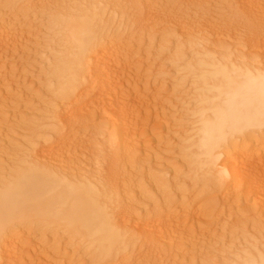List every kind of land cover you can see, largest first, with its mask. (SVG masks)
I'll return each mask as SVG.
<instances>
[{
  "label": "rangeland",
  "instance_id": "374dc122",
  "mask_svg": "<svg viewBox=\"0 0 264 264\" xmlns=\"http://www.w3.org/2000/svg\"><path fill=\"white\" fill-rule=\"evenodd\" d=\"M27 1H28V3H27ZM27 1L26 2H25V0L22 1V3L24 2V4H22L20 2L19 6L20 5L21 6L20 7L18 6L17 8H21V7L24 8L23 6L26 5L25 8H27V10H28V8L30 6L28 5V7H27V4H29V1L30 0H27ZM52 1H50V0H46V1L43 0L40 3L41 5L39 4L40 7H42V10L41 9L40 10L38 9V6L39 5H36V8L35 7H33V8L30 7L32 10H29V11H27L24 8L25 10L24 9L23 10L24 11H27V12L23 16H27V15L28 16L26 17V21L24 22V24H22L23 26H21V24H19L20 23L19 19H21L22 16H19L20 17V18H18V21L19 22L16 21V23L14 22L15 24L13 23V21H10V19L12 17H14L15 15L14 16H10L11 18H8L9 17V14L10 15H13V14L17 13L16 12V9L17 8L15 7V10H14V8H13L10 0L9 1L8 0H0V14L2 12L4 13V16H3V13H2V15H0V17H1L0 18V25H1L0 26V36L2 35L1 37H4V38L6 37L4 43H1L0 44V56H1L0 57V94H1L0 95V190H6L9 187H11V185L9 184L10 183L9 181L16 180L17 177H18L17 176V173H21L22 172L20 166H21V164H23V161L25 162L27 158H28L27 160L31 159L29 161H33L34 160V162H35V159H39L38 158L39 156H37V155H39V153L37 152V151H39V146L33 148L32 147L33 145H31L33 143L36 144V141H37L38 144L46 145V146L48 145L47 146V149H48V155H49V157H51L53 155V153L55 152V150L56 151L57 150L58 151H65V153L64 152H59V154L62 153V155H60V157L62 159L59 161V165H61V166L64 165V167L67 166L68 168L70 167L69 169H71V170L68 169L69 171H67V172H65L63 174L64 178H70V176H68V174L71 175V177H72L74 173H76L79 170L81 171V169L83 168L82 169L83 171H81V173H82L81 176L83 177L84 181L87 178H88L87 181H91L93 179V181H91V182L92 183L93 182L96 183V184L95 183H93V184L96 185L100 189V191H101L100 194L101 195H102V191L104 192L105 195H107L106 193H108V192L110 193V190H111L110 188H112V186H114V184H116L115 182H113L115 180H112V178H113L112 173H114L116 170L113 169L114 172H110V170L113 168L114 165L117 164L116 166H118V164L120 162H118V159L116 157H114V156L117 155V157H118L123 152L125 153L126 150L119 145V142H120L119 140H121V136H116V133L113 132L112 129H110L111 128V126H110V121L111 120L110 119H112V115L110 114L109 110H107L108 107L106 106L107 104L104 101V98L101 97L102 96L101 92L98 90V93H97V88L94 89V92H93L92 87L95 86L94 85L95 84V81L92 82V83L90 82L92 84V86H91V84L88 83L87 81L84 82V81L81 80L83 78L85 80V77H86L87 73L84 74L83 76H80L78 78L79 79V82H78V80H76L77 78L75 79L73 77L74 80H72V78L69 77L70 78L69 81L70 80H72L74 82L77 81V83H73L71 81L74 84V87L77 86L75 88L76 89L75 94L73 93V91L70 90V89L74 90V87L73 86H71L72 88L67 87V86H64V87H67V89L69 88L68 89L69 90V94H71V95H70V97L69 96L65 97V98H68L67 100H65L68 104L65 103V101L61 102L62 104L65 103L63 105L60 103L61 108L63 110L62 109H59V110L57 109L58 111L56 110V112H58L60 114H62L64 110L67 112L66 115L63 114L64 115V117H63L64 119H62V121L61 120L59 121V123H58L59 128H58V126L56 128L57 130L55 128H53L57 132V133L55 132L56 135L53 133L54 132L53 129H51L52 130L51 131L48 128L50 130V132H49V130H47V128H44V127H47L46 125H49V123H50V121L47 120V119H49L48 116H47V111H49V109H51V108H49L50 106H48V105H51L52 106L51 111H53V105H52V103L54 101L52 99L53 100L52 103L47 104L48 102H45V98H47V101L49 99V101L51 102L50 99L53 98L54 96H53V94H52V97L50 96L51 95V93H50V89H51L50 86L52 85V82H53V85H55L57 83V82H55V81H57V78L55 76H54L55 77V80L53 78H51V76H52L51 72H53L54 69H57V70L60 69L61 70L63 68L60 65L59 67H53V66H51L50 69H49L48 65L50 63H52L50 61L53 58L52 57L53 54L51 52L53 50H57V48L64 49L65 50V48H64V42L67 39H65V40L61 39V38H64L65 35H67L68 37H70L69 39L74 40L73 39V36H72V31L70 30L71 26H73L74 23H75V22L72 23V21H74V20L71 21V24H72L71 26H68L66 30L63 29V27H65L67 24L70 23V22L68 23V20H69L68 18H70L69 15L71 16V14L74 15L75 12H78L80 10V8H81L79 6H82V7H85L86 6L85 8H82V9L87 10L86 11L87 12V15H88V13L89 14L90 13L93 14L94 11L97 12L96 9H98V11H99V10H102L103 8H106L107 7L106 9L108 11L109 10H111V11L113 10L112 12L109 11L111 13V16H112L111 18H113L112 21L115 19L114 22H113V27H115V25H117L115 27V29H118L119 30L118 32L120 34H123V29L126 26L130 25L131 21L135 20V22H133V23H135L134 25H135V27H137V30L134 31L136 34L134 32L131 33V35L133 36L132 38L134 39V40L132 39V41H131V43H134V44H132L134 47L131 45L132 46L131 48H133L131 50V52H133V59H134L133 61H134V63L140 65V66L139 65H136V64L129 65V68H127L128 66L126 68H124V70H125L124 72L125 73L124 74L123 73L120 74L121 76L125 75V76H123L121 78V81H123L124 84H126L128 86L127 89L130 88L128 90V92H129L128 95H129V98H130V99L128 98L129 101H132L134 103L137 102L139 104V107L136 109L135 114L134 113L131 114V116L133 117V118L131 117L132 118L131 120H133L132 121V124L133 125H131L132 130H133L132 131V134L135 133L133 135L136 138V141L137 142H135L134 145L132 144V147L133 148L129 152L127 151L125 153V155H126L125 161H124L125 163L122 164V167H124V169H122V170L120 169L121 172H122L121 174H123L122 175L123 177H122V180L121 181L122 182L124 181L126 183L127 182L129 183L131 181V182L135 183V187L136 188L138 187L137 188V191L138 192L135 191L134 196L136 195L137 197L135 196L134 197V200L136 202H138L139 204L136 203V202L134 204V202H133V204L131 205V203H128L127 202V201L130 202L133 199L132 196L129 193L130 192L129 190H125V192H123V193H121L120 191H118V192L115 193V191L112 190L111 192L114 195L115 194L116 195L118 194L119 196L121 195L120 197L118 196L119 197L118 200L114 196H113V198H115V199H112L111 196L113 194L111 195V194L108 193L107 197L110 195L108 197V199H110V197H111V199L113 201L114 200L117 201L116 202L117 205H116L115 202L112 201V204H110V206L112 207L113 211L115 210V212L118 209L117 211L119 212L118 213L119 216L121 215L120 217L122 219L124 218L123 220H125L126 222H128V223L130 222L129 224H131V220L129 221V218L131 216H132V218L134 217L135 219L137 218L139 220H146V218H147V220L149 219V221H150L152 219L153 215H154V212L153 211H155V209L157 208L156 207L157 204L158 205H160L161 203L164 204L163 203V199H162L163 197L161 198V196H160L161 193H162V191H161L162 189H160L161 188V185H159L160 187L157 185V187H155L156 189L154 188V190L150 193V190L149 191L148 190H142L143 189L142 186H144L143 182L145 183V181L147 179H145V181L143 179L142 180L141 179L140 180L139 179L136 180L135 179L136 177H134V176H137L138 174L139 175L147 174L148 172H151V171L154 172L157 176H159V179H163V178H165V176L167 177V174L170 177L176 175V177H174L172 179L173 181L172 180H171L172 182L170 181V185H172V186L178 185L177 184L178 182L181 185H184L186 183L184 178H186V176L188 175V173L192 171L191 169H193V167L186 166L187 163H188V162H186L187 159H188L186 157L189 156L191 154V152H192L191 150H189L188 147H190V145H191L190 143H192L190 140H192L191 138H192V135H193V133H191L192 132L191 130L194 128L193 127L194 116H192L193 113H194L193 111L194 110L196 111V109L200 105V104H198V106L196 105L197 104L196 103L197 101L195 99V97L197 96L196 93H198V92H196V90L198 88V84L197 83H199V81H195V80L198 78L199 72H198V67H195L194 68L191 65H189L191 63L190 60H188V58H187V55L189 53V50H188L189 48H187L186 45H189L191 43V39H193V35L194 34L200 32L199 31L200 29L196 27L199 24V22L203 26V28H201V29L206 30V28H207V30H208V32H207V30L201 32V33H203V35H205V36L202 37L203 38L202 40L204 41V44L202 43V45H203L202 47L203 48H206V49L215 48V47H213L212 44H209V43H212V42L215 43V40L216 39H217L216 41H219L220 40L219 43H221V42L222 43H226L225 41L228 42V39L226 37L228 36V33H229L228 32L229 31V27L235 25V23H233L234 21L232 22L231 20H233V18L235 16H237L239 14V12H237V10H236L237 14L234 12L235 13V15H234L233 11L235 10V8L233 9V11H230L229 10L231 7L232 8L234 7L233 3L229 7V4H230L229 2H231V0L230 1L228 0V2H227V0H225L226 2L225 1L223 2V0H222V2H223V5L222 6L220 5L221 3L219 2L221 0H218L219 5H220L218 8H217L218 5L216 4V1L217 0H214V1H211V0H204V1L203 0H199L200 1L199 3H202V4H199V5H197L198 4L197 3L198 0H190L188 2L186 1L188 4H185L186 3L185 2L184 3L185 5H183V3H182V5L179 4V1L181 2V0H173V1L172 0H149V1L148 0H144V1L143 0H140V1H138V0H135V1L134 0H130V1L129 0H126V1L125 0H101L102 2H100V0H98L99 3L97 2V0H96V2H94L95 0H93V1H91V0L90 1H87L88 3H90V5L85 0H78V1L75 2V4L73 3V5H72V3H69L67 0H60V1L57 0L55 2L53 1V3H52ZM131 1H132V3H131ZM56 2H58V3L56 4ZM129 2L131 3V5L132 4L133 5L131 6L129 4ZM136 2H138V3H136ZM208 2H210V3L208 4ZM9 3H10V6H9ZM77 3H78V5H77ZM92 3L93 4H96V3L98 4L97 5L98 8L96 7V9L94 11H93V8H95V5L93 7V4ZM126 3H127V6L128 7L131 6L132 9H130L131 7L128 9L127 6L125 5ZM139 3H141V4H139ZM144 3H147V5L144 4ZM194 3L196 4V6H195ZM226 3L228 5L229 9H228V7L227 8L225 7L226 6ZM84 4H85V6H84ZM118 4H119V6H118ZM165 4H167V5H165ZM48 5H49V7H48ZM68 5L76 6V7L79 8V10L78 11L77 10L74 11L75 9H73V7L68 6ZM124 5H125V9L127 8L128 10H130V11H128L126 9V11L129 12L128 14H127L126 11L124 12ZM55 6H58V7H55ZM147 6H148V9H146ZM192 6L194 8V11H193ZM197 6H199L200 8H198ZM256 6H254L256 8V10H254L255 13L257 11L261 10V11L257 12L258 14H256V15L259 16L256 19L257 20L256 22L262 24L263 21H264V3L263 4H259V9H258V4ZM260 6H261V8H260ZM7 7H10V8H7ZM67 7H69V8L71 7V11L73 10L74 12H70V9H68ZM137 7H138V9H137ZM213 7H216L217 9L216 8H213ZM43 8H45L46 12H45V10ZM203 8L206 11L204 14L208 13L207 12L208 9L213 8V9H211L213 12H211V10L209 12L210 14L213 13V14H211L212 16L209 13L206 14V15H210L211 18L213 17L214 19L213 18L211 19L210 16H206L205 17V15H203V13H201L202 10H203ZM221 8H222V10H221ZM36 9H38V11ZM196 9H197V11H196ZM33 10H36V11H33ZM51 10H52V13H51ZM53 10H54V12H53ZM139 10L141 12V16L143 15V13L147 14V18L146 19H149V20H146L145 19V21H148L147 22L148 24L145 23V26L147 25L146 26L147 29L145 28V26H144L145 29H143V25L144 24H141V26H139L140 25V18H141L140 12H138ZM198 10H199V12H198ZM220 10H221V12H219ZM133 11H134V13H133ZM135 11L137 13L136 16H135ZM222 11H224V12H222ZM226 11L227 12L229 11V12L227 13ZM225 12H226L227 16H226ZM68 13H71V14H68ZM113 13H114V15H113ZM124 13H125V15H123ZM229 13H230V15L232 17L229 15ZM5 14L8 16V17H6L7 19L6 18H3V17L6 16ZM75 14L77 15V14H79V12L78 13H75ZM54 15H56V16H54ZM129 15H131L130 17H132V15H133V17L132 18H129ZM89 16L91 17V15H89ZM126 16H127V19L128 18L130 19L129 21L128 20H125L126 19ZM194 16L197 19H199V20L194 19L195 18ZM214 16L215 17L217 16V17L215 18ZM260 16H262V17L260 18ZM84 17H82L81 22H82V20L85 19ZM166 17L169 20H165ZM198 17H200V18H198ZM203 17H204V20L206 18L207 19L204 21V20H202ZM64 18H66L68 20L66 21V19H64ZM72 18L75 19L74 16ZM86 18H88V17L86 16ZM109 18L110 17H108L107 20H109ZM184 18H186V19H184ZM225 18H226L227 21L225 20ZM259 18H260V20L261 19H263V20L259 21L258 20ZM88 19H86V21H88ZM210 19L212 20L213 23H211V20ZM77 20L79 21L77 23V25L81 24L80 20L79 19H77ZM170 20H171V22H170ZM221 21L224 24H225V21H226L225 26L223 25V23ZM126 22H127V24H126ZM202 22L204 23V25H203ZM205 22H206V28L204 27L205 26ZM179 23L180 24L181 23L182 24L184 23L185 25L183 24V27L184 26L185 27L183 28L182 25H181V27L179 26L180 28L177 27V24L180 25ZM230 24H232V25H230ZM109 25H110L109 22L104 23V24L103 23L102 24L100 23L98 25L99 28H100V31H101L100 32L101 33V36L104 35V33H106V35H107V31H108ZM44 26H46L47 28L48 27L50 28L49 29L50 30V32H49L50 34L53 33V35L51 36V38H49V39L46 38L44 40L45 41L47 39L50 40V39H52V37H55V38H53V40H54V43H56V44H54L53 41H51V42L50 41H46L45 42L43 39H41L42 38L41 35L43 34V31L42 30L44 29ZM79 26H81V25H79ZM59 27H62V28H59ZM120 27L122 29H120ZM211 27L215 31H212L211 30L212 29ZM214 27H216V28H214ZM234 27L237 28V30L238 29L240 30V31L238 30L240 32V35L238 37H241L243 34L247 35V33H248V35L250 34L252 36V34H251L253 32V31H251L252 29L249 28L250 31H251V33H250V31L248 29L247 30L249 32H247V30L245 29L247 27H244L243 24H240V25L238 24V26L235 25ZM242 27H244V28H242ZM140 28H141V30H140ZM226 28H228V29H226ZM242 29H245L244 30L245 33H243V34H241L242 31H243ZM59 30H60V32H59ZM105 30H107V31L105 32ZM134 30H135V28H134ZM210 30L212 31L213 34L211 33ZM138 31H140L139 32L140 34L137 33ZM179 31H180V33H179ZM262 31L264 33V28L262 29ZM57 32H59L60 34L57 33ZM64 32H66V34H64ZM69 33L71 35H69ZM169 33H171V34H169ZM190 33H194V34L191 35ZM44 34H46V32H44ZM224 35H225V37H224ZM248 35L246 37H244V39L245 38L247 39L250 36V35L249 36ZM13 36H14V38H15V36H17L16 38H17V41H18L17 42V45L18 46L17 45L14 46L13 39H12ZM206 36L208 38L210 37L209 38L210 41L207 38V40L209 42L208 44L206 43L207 40H204ZM251 36H250V38H251ZM37 37H39V38H37ZM259 37H260L261 40H263L262 38L264 37V35L263 36H259ZM55 39H57V40H55ZM224 39H226V40H224ZM239 39H242V37L239 38ZM71 40H69V43L71 42ZM211 40H213V41H211ZM237 40L233 42V43L236 44V45L234 44L235 46H233V44L231 45V48L234 47V49H235V50L233 49V53H234V51H235L234 54H236V53L237 54L238 53H242L241 50L244 49V48H246V49H244V52L246 51L245 54L246 55L248 53L251 54V52H249V45H250V43L249 44H246V43H248V41H245L242 44L241 43L238 44V43H236V42H238ZM257 40L259 41V38ZM56 41H58L59 43H57ZM187 41L189 42V44H186V43H188ZM160 43H162V44H160ZM216 43H218V42H216ZM216 43H215V45H216ZM27 44H29L28 47H27ZM58 44H62V45H58ZM177 44H178V46H177ZM237 44L240 45L241 47L240 46H237ZM182 45H184V46H182ZM167 46H168V48H167ZM30 47H31V49H30ZM68 47H69V44L66 47L67 50L69 49ZM184 47H186L185 49L188 50V51L186 50V53H185ZM235 47H239V48H242L243 47V48L241 50H239V48L236 50ZM44 48L45 49L47 48L49 51H47V49L44 50ZM180 48H183V49H180ZM43 50L45 51V53H44ZM178 50H181L182 53L181 52H177ZM200 50H202V49H200ZM203 50H205V49H203ZM161 51L163 53H161ZM238 51H240V52H238ZM175 52H177V53H175ZM185 54H186V56H184ZM178 55L182 56L183 58L180 57V58H182V59H180ZM164 56H165V58H164ZM175 56L177 58H179V59L176 60L177 58ZM185 57H186V59H185ZM174 58H176V59H174ZM43 59H45L48 63H46V61L43 60ZM174 60L179 61V63L176 62L177 63L176 64ZM187 61H188V65L187 66L189 68L188 69H185L183 71V68H187L186 67V64H185V62L187 63ZM172 63H174V64H172ZM192 63H194V60L192 61ZM52 64H50V65H52ZM161 65H162L163 68L161 67ZM45 66H46V68H45ZM120 66L121 65H119V66L116 67V69L119 68L117 70L118 72H121L122 71V69H121L122 66L121 67ZM190 67H192V68H190ZM180 68H182V69H180ZM179 70H182V71L179 72ZM191 70L192 71H197V72L191 73L192 72ZM133 71H134V73H133ZM189 71H190V73H189ZM158 72H159V74H158ZM135 73H137V75ZM161 73H164L163 74L164 76L161 75ZM179 73H181V74H179ZM50 74H51V76H50ZM128 74L129 75L131 74V76H129ZM194 75H197V77L194 76ZM135 76H137V77H135ZM155 76H157V80H156V77ZM182 76H183V78H182ZM184 76H186V77H184ZM126 77H128V78H126ZM174 78H176V79H174ZM118 79H120V78H118ZM128 79H130V80H128ZM46 80L48 81V83H47ZM148 81L151 82V83H149ZM65 83H68V78H67V81L65 79ZM66 85H68V84H66ZM68 86H70V85H68ZM86 87H87V89H86ZM143 88H145L147 90H144ZM15 89H17V90H15ZM148 89H149V91H148ZM193 90H195L194 93H193ZM51 91H53V89ZM46 92L48 94L50 93L49 98L46 97L48 95V94H46ZM145 93H147V94H145ZM65 95H68V94H65ZM32 97H34V98H32ZM69 99H70V101H69ZM142 99H143V101H142ZM193 102H194V105H193ZM43 103H46V105H44ZM43 107H44V112H43ZM70 107L72 109H70ZM195 107H197V108H195ZM45 108H46V110H45ZM40 110H41V114H40ZM77 110H79V112H77ZM72 111L73 112L75 111V112L73 113ZM131 113H132V111H131ZM80 114H82V115H80ZM67 115H69V116L70 115H74V116H72V119H71V116L69 117ZM58 117L60 118V116H58ZM58 117L56 116V118H58ZM66 118H68V119H66ZM70 119L71 120L74 119L75 121L73 120L71 122ZM66 120H67V122L70 121L71 124L68 123L69 125H67L66 124L67 123ZM64 121H65V124L67 125V128L66 127L64 128L65 124H64L63 127H61V123H63ZM52 123H54V121ZM70 127H71L72 130L70 129L67 132V130ZM133 128L134 129L137 128L138 131L137 132H134L136 129L134 130ZM63 129H64V131H63ZM186 130H187V132H186ZM66 133H68V135ZM39 135L41 137H39ZM48 135L49 136L51 135L52 138L49 137ZM61 135L62 136L67 135L68 136V137L66 136L68 138L66 142L61 141L62 138H63ZM60 137H62V138H60ZM105 138L107 140H105ZM111 138L114 139L113 142L116 141L114 143L115 145H113ZM184 140L185 141L188 140L189 142L188 141L185 142ZM64 143L66 145H64ZM117 143H118L119 147H117ZM28 144H30L29 146L31 148H29ZM24 147L25 148L28 147V149L26 150ZM182 147H183V149H181ZM186 148H188V149H186ZM123 149H124V151H122ZM143 149H144V151H143ZM87 150H88V152H86ZM133 150H134V152H133ZM146 151H147V153H145ZM79 152H80V154H79ZM89 152L93 153V155H92L93 157H98L99 158L98 162L100 161L99 162L100 164H97L98 162H96V165H94L95 163L93 164V162L91 163L90 161H87V163L89 162V165L87 163H85L84 165H86V166H83L81 169L77 170L78 169V161H79V158L82 157L83 154H89L91 156V153H89ZM30 153H32V154H30ZM124 153L122 155H124ZM65 154H67V155H65ZM186 154H187V156H186ZM77 157H79V158L77 159ZM93 157H90V160L91 159L94 160ZM113 157L115 158V160H114ZM1 158H2V160H1ZM22 158H24V159H22ZM32 158H35V159H32ZM126 158H127V160H126ZM133 160H135L136 163ZM61 161H62V163H60ZM128 161H129V163H127ZM17 162L18 163L21 162V163L18 164ZM34 162H33V165H34ZM64 162L68 163L69 165L66 164V163L64 164ZM111 162H114V164H111ZM16 164H17V170L16 171L14 170L15 172H13V169H14V167H15ZM108 164H110V165H108ZM27 165L25 167H28L29 166V165L28 166ZM111 165H112V167H111ZM108 166L110 168H108ZM116 166H114V168H116ZM25 167H23V169H25ZM188 167H189V169H188ZM95 169H96V171H95ZM105 170H106V172H105ZM108 170H109L110 173H108ZM131 170L134 171V172H132ZM203 170L204 169L200 170V172L199 171H197V172H199V174L201 173V176H202V175H204L203 174L204 172H201ZM136 172H137V174H136ZM65 174H67L68 177ZM191 174L193 175L192 172H191ZM192 175H191V179L188 178L190 176V174L188 175V177H187L188 180L186 179L187 182L189 181L187 183L188 186L187 185H184V187L185 186L190 187L189 185L190 184L191 185L193 184V187L194 188L192 186L191 187L193 189H195V190L191 189V187H190L188 189L187 193H191V192H189L190 189L193 190L192 192H194V191H197V192L196 193L194 192V193L190 194L189 196H187L188 195L187 194L186 196L189 197V199L191 198V200L196 201V203L198 205L202 201V199H199V198H201V196H199V195H202V193H204V190L205 189H203L201 191V189L203 187H201V185H199L200 182H197V184L195 182V181H198L197 180V177L198 176L196 178H192ZM12 176H14V177L16 176V177L15 178L14 177L12 178ZM107 176H108V178H107ZM103 178H104V180L107 183H108V181L110 183L109 188H107L108 190L105 189V188H101L100 185H97L98 183L104 184ZM123 178H124V180H123ZM132 178H134L135 181ZM199 178H202V177H200V175H199L198 179ZM11 179H13V180H11ZM125 179H126V181H125ZM192 179H194V181L191 182ZM181 180H184V181H181ZM91 182L90 183L87 182V183L88 184H91ZM182 182H184V184ZM140 188H141V190H140ZM197 188H198V190H197ZM103 189L106 190V191H108V192L104 191ZM228 190H231L232 191V188H230ZM228 190H227V193H228ZM143 191H147L148 193L152 194L153 195L152 196L153 198L152 197H151V199L149 198L148 195H150V194H148V195L146 194L147 195V197H146V195L143 193ZM198 191H200V192H198ZM119 192L121 194H119ZM177 192H175L174 196L179 194ZM211 192H212L211 193V197L212 196L213 197H212V199L211 198L210 199L212 200L213 203H216L217 204V206L219 208H216V209H218V210H214V208L212 206H210L211 208H204V206H203V209L201 210V208H202L201 207L200 210H199L198 207H197V205H194L193 204L194 207L192 206L193 209L191 208L192 209L191 212L192 211L193 212L190 213L191 214L190 215L191 217L188 218V221H186L185 223H183L185 221L184 220V221H182L183 224L181 223L179 225L180 226L179 227L180 229H179V232H178V236L179 237L177 236V238L175 239L176 242L173 245L172 251L169 252L168 250H166L165 255L163 254L164 253L163 250L161 252V249L158 250L159 248L158 249L156 248L157 245L154 242H153L154 243V246H153V243L150 242L148 244V247H147V244H145V242L143 240H140V241L138 240V242L136 241V243H132V242H135V240H134L135 238L134 237H132V238L130 237L131 240H132V242H131V240L129 238L126 239V242L128 240V243L127 244H129V246H127L126 244L123 243L125 245L123 247L125 250L124 249H121V246L122 245L119 246L120 244H114L116 247L114 245L111 246L110 249H112L113 252L111 251L110 257L107 256L104 259H100L99 262H97L96 260H94V262H92L93 260L91 261L90 259L91 258H95L94 257L95 255L93 256L92 254H90L91 252H89V255H88V253H86V252H88V249L86 248V245H85V240H88V237L87 236H80L79 238H77L78 240L77 239L74 240L75 242L74 241L73 242L71 241L70 243H72V244H70L68 241L70 240L69 238H71V237L69 236V238H68L67 235H69L72 232L71 231L72 230L71 228L68 229L66 227V230H65V226L62 225L63 223L55 224L53 226L51 225V227H50V224L49 223H45L46 224L45 225L44 222H41V221H37L38 223L37 222L34 223L35 225L32 224L34 221L31 222L30 224L28 223L26 225H25L26 221L25 222H20V223L18 222V225L14 229V232L15 233L13 232V233H11L12 235L10 234L11 236L14 235L15 238L14 237H10V240H8V241H10L9 243L12 242V244H14V241L16 242L15 244L19 247V248H17L16 246L15 247L13 246L14 249L17 248L16 250H14V251H17L16 253H18V252L21 253L20 250L22 251L24 249H28L27 250L28 253H26L27 255L23 254L24 257H26L27 259L30 258V261L35 260V263L36 264H50V263H47V262L50 261V259L54 261V262L52 261L51 264H58V263L59 264H68V261H69L70 264H79V263L80 264H123L125 261L126 262H128V261L129 262H131V261L134 262L135 260H136L135 261V264H144V263L146 264L147 263L146 261H148L147 264H150L151 262H153L154 264H198V261H197V263H195V262H196V260H199L198 259L199 258V256H198L199 253L198 252L200 250H203L204 249V251H205L207 249L206 251H208V253L211 256L210 259L212 260L213 259L212 258V255L215 256L214 254H218V253H214V251H217L218 250L219 251V254H221L220 251H223L222 254L224 253L225 255H227V252L228 251H229L228 254L231 252L229 250L230 247L228 245L229 240L231 242V239H232V242H234V244L237 245V249H241V247L245 246V244H247L248 242L252 241L250 239H252L256 235H258L259 237L262 235L261 237L264 238V232H263L264 231L263 230L264 229V225H263L264 224L263 223L264 221H262V220H264V214L261 213V211H258L259 209H256V211H254L256 205L254 204L255 202L252 199L251 200H245L246 199L245 197L242 198L240 196L242 200L244 199V203H243L242 201L241 202L239 200L237 201L235 199V197H233L234 195H232L233 194L232 192H234V191H232V192L229 191V195H227L226 192H225L226 194L224 192H221V193L220 192L219 193L218 192L216 193V191L215 192L211 191ZM223 193L225 195H227L226 198H224L225 196L223 197ZM230 193H231L232 196H230ZM122 194H124V195H122ZM215 194H216V196H214ZM217 194L218 195L222 194V195H220L221 196L220 197ZM123 196H125V197H123ZM158 196H160V198ZM179 196L180 195H178L177 197H179ZM228 196L233 197V199H235V200H233V199L230 200L231 198L229 197L230 198L229 199ZM235 196L237 197L238 195H235ZM157 197L159 199H161V201L160 200H159V202L156 201ZM222 197L224 199H222ZM108 199H107V201H108ZM199 200H201V201H199ZM227 201L231 205L228 204ZM252 202H254V203H252ZM109 203H111V202H109ZM113 203H114L115 206L113 205ZM140 203H141V205H140ZM129 204L131 205V207L133 205H135L136 206L135 207L136 209L133 206L132 207L133 210H132L130 208V205ZM126 205L129 206V208L127 207V210H126ZM145 205L146 206L148 205L146 209H144L145 208L144 207ZM203 205H204V203H203ZM251 205H252V207H251ZM113 207L114 208H117V209H114ZM256 208H257V206H256ZM210 209H212V210H210ZM130 210H132V211H130ZM219 211H221V212H219ZM247 211H248V213L246 214ZM252 211H254V212H252ZM219 213H221V214H219ZM251 217H252V219H251ZM254 221H256V222H254ZM128 223H127L128 226L126 227V229H128V228L131 229V227H129L130 225ZM261 223H262V225H261ZM46 227H47V229H46ZM48 227H49V229H48ZM60 227H61V229H59ZM44 228H45L46 232L44 231ZM130 229H128V230H130ZM243 229L245 231H243ZM257 230H259V231L257 232ZM193 232H195V233H193ZM260 232H261V235L259 234ZM239 234H242V235H239ZM248 235L250 236V238H248ZM9 236L7 237V239L9 238ZM221 236H222V238H221ZM258 236L256 237V239H259L260 244H263L264 243V241L262 240L263 238L260 240V238ZM55 237L57 238L56 242L54 241L56 239ZM61 237L64 238L63 239V242H62V238ZM212 237H213V239H212ZM243 237H247L248 240H247V238L244 239ZM11 239H14V240L11 241ZM60 239H61V242H59ZM254 239H255V237H254ZM222 240L224 241V244H223V241ZM57 241L59 242L58 243L59 245L56 244V245H58V247L60 246V244L62 245L61 247H63V248H65L66 245L69 246V247L72 245L71 246V249L69 248L71 250V252H72V254H71L72 256L71 257H69L70 256V254H69L70 251H68L69 253H67L66 255L64 254V256L63 255L62 256L60 255L59 256L60 258L58 257V255H57L58 252H56V251H58V250H56V248H58V247H55V250L56 251L54 250V245H55V243H57ZM202 242H204L205 244H203ZM243 242H245V243H243ZM143 243H144V245H143ZM225 244L228 245V246L226 247ZM229 244H231V243H229ZM239 244H241L240 245L241 247L238 246ZM208 245H209V247H208ZM67 246L65 248L66 250L68 249ZM61 247H59V248H61ZM126 247H127V249H126ZM200 247L202 249H200ZM216 248H217V250H216ZM18 249H19V251H18ZM224 249L225 250L227 249L228 251H225ZM154 250L156 252H154ZM24 251H26V250H24ZM174 252H175V254H174ZM195 253H196V256H194ZM208 253L205 252L204 254L206 255ZM54 254L56 255V257H54L55 256ZM112 254H114V255L112 256ZM209 254L207 256H205V257H208L209 258L210 257ZM224 254L222 256H225ZM163 255H164V257H163ZM3 256H4V253L3 254L1 253L0 254V259H1L0 264H3L2 261L5 262V260H3V259H5ZM197 256H198V258H197ZM57 257H58V260H57ZM208 258H205V260L207 261ZM145 259H146V261H145ZM70 260H71V262H70ZM158 260L160 261V263H159ZM122 261H123V263H122ZM206 261L203 264L208 263ZM95 262H97V263H95ZM133 262H132V264H133ZM209 262H210L209 264H211L213 261L211 262L209 260ZM4 264H6V262Z\"/></svg>",
  "mask_w": 264,
  "mask_h": 264
},
{
  "label": "bare ground",
  "instance_id": "6f19581e",
  "mask_svg": "<svg viewBox=\"0 0 264 264\" xmlns=\"http://www.w3.org/2000/svg\"><path fill=\"white\" fill-rule=\"evenodd\" d=\"M9 1V0H8ZM11 1V4L15 10V7L17 8L20 4V2L22 3V1L24 0H10ZM27 0H25L26 2ZM43 0H30L29 1V4H27V7L28 5L30 7H35L36 8V5H39ZM46 1V0H45ZM52 1V0H50ZM54 2L57 1V0H53ZM52 1V3H53ZM60 1V0H58ZM69 3H73L75 4L76 1L78 0H67ZM86 2L87 1H90V0H85ZM93 1V0H91ZM126 1V0H125ZM130 1V0H129ZM135 1V0H134ZM140 1V0H138ZM144 1V0H143ZM149 1V0H148ZM173 1V0H172ZM190 1V0H181V2L179 1V4L182 5H185V4H188L187 2ZM204 1V0H203ZM211 1H214V0H211ZM225 0H223L224 2ZM230 1V0H229ZM84 2V1H83ZM96 2V0L94 1ZM93 2V3H94ZM98 2V0H97ZM100 2H102L100 0ZM105 2V1H104ZM186 2V3H185ZM197 2V1H196ZM200 1L198 0V4H202V3H199ZM218 0L216 1V4L218 5L217 8L221 5H223V2L222 0L219 1L221 4L219 5V2ZM226 2V1H225ZM228 2V0H227ZM28 3V1H27ZM58 2H56L57 4ZM85 3V2H84ZM88 3V2H87ZM92 3V4H93ZM99 3V2H98ZM115 3V2H114ZM132 3V1H131ZM131 3L129 2V4L131 5ZM135 3V2H134ZM138 3V2H136ZM152 3V2H151ZM185 3V4H184ZM210 2H208L209 4ZM215 3V2H214ZM230 3V4H229ZM229 7L231 6V4L233 3L234 7L230 8L228 7L227 3H226V8L228 7V9L230 11H233V9L235 8V10L233 11V13L235 12L237 14V12H239V14L237 16H235L233 18V20H231L233 23H235V25L238 26V24H243L244 27H247L245 28L246 30L248 29L250 31V29H252L251 31H253L251 33L252 36L250 38L249 36L247 39L244 37H246L247 35L243 34L245 33V29H242V33L243 34L241 37L242 39H239L241 37H238L240 35V30L238 31L237 28H235L234 26H230L229 27V33H228V36L226 37L228 39V42L225 41L226 43H219V41H216L215 40V43L212 42V43H209L208 40L209 38L206 36L204 40H208L206 41V43L208 44H212L213 47L215 48H210V49H206V48H203L202 46V43L204 44V41L202 40L203 36V31H206L207 28H206V22H205V28L206 30H203L201 28H203L202 24H199L196 26L197 28H199L200 32L194 34V33H190L191 35H193V39H191V43L189 44L186 43V44H189V45H186L187 48H189V53L187 55V58L188 60H190V62L192 63V61L194 60V63H190L189 65H191L192 67H198V72H199V76L198 78L195 80V81H199L198 84V88L196 90V105L198 106V104H200L197 107L196 111L194 110L193 112V115L194 116V120H193V129L191 130L193 133L192 135V140H190L192 143H190V147L189 150H191V154L189 156H187L186 154V158L188 162L186 166H189V167H193V169H191L190 171L193 173V175L191 174V172L188 173V175L190 174V176L188 177V175L186 176L185 179V184L184 182H182L184 185H187L188 186V182L186 181V179L188 180L191 179V175H192V178H196L197 176L199 177H202V178H199L197 177V180L198 181H195L196 184L197 182H200L199 185H201V187H203L201 189V191L203 189L204 190V193H202V195H199L201 196V198L199 199H202L199 200L201 201L198 205L196 203V201H193L191 200V198L189 199V196L190 194L192 193H196L197 191H194L192 192L194 187H193V184L189 185L191 187V190L189 192L191 193H187L188 189L190 187H187L184 185H181L179 182L177 183L178 185H170V181L176 177V175L174 176H168L167 174V177L165 176V178L163 179H159V176H157L154 172H148L147 174H142V175H137V176H134L136 177L135 179L136 180H144L147 179L145 181V183L143 182L144 186L142 190H150V193L154 190L155 187H157V185H161V188L162 189V193H161V198L163 199V203L164 204H160L158 205L157 204V208L155 209L154 212V215L152 217V219L149 221V219L147 220H139V219H134L132 218V216L129 218V221L131 220V224H129L128 222H126L125 220H123L120 216H119V212L117 211L118 209L117 208H114V209H117L116 212L115 210L113 211L112 207L110 206V204H112V199H115L113 198L116 197V199L118 200L119 196L118 194L114 195L111 191L114 190L115 193L120 191L121 193L125 192V190H129L130 192V195L132 196V200L128 203H131V205L135 204V200H134V194H135V191H137V188L135 187V183L133 182H122V175L121 174V170L124 169V167H122V164H124L125 162V153L128 151H130L133 147H132V144L134 145L136 141V138L134 137L133 133L132 134V127L131 125L132 124V121L131 120L133 117L131 116V114H135L136 112V109L139 107V104L136 102H132V101H129V92L128 90L130 89H127L128 86L126 84H124L123 81H121V78L125 75H123L125 72L124 68H129V65H133V64H136L134 63V59H133V52H131V50L133 48H131L134 44V43H131L132 41V35L131 33H133L134 31L137 30V27H135V20L131 21L130 25L126 26L124 29H123V34H120L118 31V29H115V27L117 25H115V27H113V22L114 20L112 21L113 18H111V13L109 11L111 10H107L106 8H103L102 10H99L96 9L97 7V3L96 4H93V7L95 5V8H93V11L96 9V11L92 13H88L87 15V10L85 9H82V8H85V4L84 6L85 7H82V6H79L81 7L80 10L78 7L76 6H72V5H68V6H71L73 7V9H75L74 11H78L79 14H75V13H78V12H75L74 15L71 14V13H68V14H71V16L75 17V19H73L70 15L68 19H66V21L68 20V23L67 24L66 22V26L63 27V29H67L68 26H71V21L72 23H74L73 26H71L70 30L72 31V36H73V39L74 40H71L69 39L70 37H68L67 35L64 36V38H61L63 40L67 39L65 42H64V49H59L57 48V50H51L52 54H53V58L51 59L50 64L52 65H48L49 69L51 66L53 67H59L60 65L63 67L61 70L60 69H54L53 72H51L50 76L51 78H53L55 80V77L57 78V82L55 85H53V82H52V85L50 86V93L48 94L46 92V94H48L46 97L49 98V95L52 97V94H53V98H51V102L47 101V98H45V102H48L47 104H50L52 103L53 105V111H51L52 109V106L51 105H48L50 106L49 108V111H47V116L50 121L49 125H46L47 127H44V128H47V130H51L53 128H59V121L62 119H64V115L67 114V112L64 110L62 114L56 112V110L58 109H62L61 108V105L60 103L67 100L68 98H65L67 96L70 97L71 94H69V88L67 89V87H70L72 88L71 86L74 87V84L73 83H77L72 81L74 80L73 77L78 80L79 82V77L80 76H83L84 74L87 73L86 77H85V80L84 78L81 79L82 81L84 82H88V83H92L95 81V86L92 87L93 89V92H94V89L97 88V93H98V90L101 92L102 96L104 98V101L106 102V106L108 107L107 110H109L110 114L112 115V119H110V126L112 129L113 132L116 133V136H121V140H119V145L121 147H123L126 151L124 153V155H120L116 157L118 159V162H120L118 164V166H116V168H113L110 170V172H114L113 169H115L116 171L114 173H112V180H115L113 182H115L116 184H114V186H112V188H110V193L106 190V192H108L109 194H113L110 199H108V193H106L107 195L104 194V192L102 191V195L100 194L101 191L100 189L94 185L93 183L95 182H91L93 181V179L91 181H87V179H83V177L81 176L82 173L81 171H83L82 167L83 166H86L84 165L85 163H87V161H90L91 163L93 162L94 165H96V162H98L99 158L98 157H93V153H91V156L89 154H83L82 157H77V159L79 158V161H78V169H81V171H77L76 173L73 174V176L71 177V175L68 174V176H70V178H64L63 174L71 169H69L67 166L64 167L59 165V161L62 159L60 157L61 154H59V152H64L65 151H56L53 153V155L51 157H49L48 155V149H47V146L46 145H41V144H38L37 141H36V144L33 143L31 145H33L32 147L35 148V147H38L39 146V151H37L39 153V156L38 158L39 159H35V158H32V159H35V162L34 160L33 161H29L26 159V161L24 162L23 161V164H21L20 168H21V173H17V179L16 180H13V181H9L11 187H9L8 189L6 190H0V254L4 253V258L3 260H5L6 264H36L35 263V260L33 261H30V258H26L24 257L23 254L27 255L26 253H28V249H24V250H20L21 253H16L17 251H14L16 250L17 248H19L15 243L14 241V244L9 243L10 241V237H14L11 236L14 232V229L15 227L18 225V222H25V225L26 224H30L31 222H33L32 224L36 223L37 221H41V222H44L45 223H49L50 224V227L51 225H55V224H59V223H63L62 225L65 226V230H66V227L69 229L71 228L72 232L67 235V237L69 238V236L71 238H69L70 240L68 241L69 243L74 240H76L77 238H79L80 236H87L88 237V240H85V245H86V248L88 249V255H89V252H91L90 254H92L95 258H91L90 260L92 262H94V260H96L97 262H99L100 259H104L106 258L107 256L110 257V253L112 251L111 246H113L114 244H120L119 246H121V249H124L123 247L125 246L124 244H126L127 246H129L128 243V240L126 242V239H130L132 237H134L135 239V242H131L132 243H136V241L138 242V240H143L145 242V244H147V247H148V244L150 242H154L156 245H157V249L160 250L161 249V252L163 250V254L165 255V252L166 250H168L169 252L172 251L173 249V245L175 244V239L177 238L178 236V232H179V225L182 223V221H184L183 223H185L186 221H188V218H190L191 214V210L193 209L192 206L193 204L194 205H197L198 209L201 210L203 209V206L204 208H211L210 206H212L214 208V210H218L216 208H219L217 206L216 203H213L212 202V197H211V191L215 192L216 193L218 192H226L227 193V190L232 188V192L231 190H228V193L227 195H229V191L232 192L234 195L233 197H235V199L238 201H242L244 203V199L242 200L241 197H245L246 199L245 200H253L254 203L256 206H255V209L254 211H256V209H259L258 211H261V213L264 214V37L262 38L263 40L260 39L259 36H263L264 33L262 31V29L264 28V21L262 24L260 23H257L256 19L259 17L257 12L261 11H257L256 13L254 12V10H256V8L254 6H256L258 4V9H259V4H263L264 3V0H231V2H229ZM24 4V2L22 3ZM43 4V3H42ZM68 4V3H67ZM90 5V3H88ZM141 4V3H139ZM138 4V5H139ZM147 5V3H144ZM153 4V3H152ZM163 4V3H162ZM175 4V3H174ZM195 4V3H194ZM212 4V3H211ZM41 5V4H40ZM40 5L38 6V9L42 10V7H40ZM45 5V4H44ZM55 5V4H54ZM78 5V3H77ZM83 5V4H82ZM103 5V4H102ZM127 6V3L125 4ZM125 5H124V12L126 11V9L130 8L127 6V8L125 9ZM137 5V4H136ZM149 5V4H148ZM151 5V4H150ZM167 5V4H165ZM176 5V4H175ZM206 5V4H205ZM204 5V6H205ZM215 5V4H214ZM9 6H10V3H9ZM21 6V5H20ZM19 6V7H20ZM23 6V5H22ZM26 6V5H25ZM25 6H23L25 8ZM43 6V5H42ZM114 6V5H113ZM119 6V4H118ZM144 6V5H143ZM172 6V5H171ZM196 6V4H195ZM207 6V5H206ZM25 8L27 11L29 10H32L31 8ZM45 7V6H44ZM47 7V6H46ZM49 7V5H48ZM54 7V6H53ZM55 7H58V6H55ZM71 7H67L68 9H70V12H74L73 10L71 11ZM100 7V6H99ZM176 7V6H175ZM180 7V6H179ZM198 8H200L199 6H197ZM202 7V6H201ZM257 7V6H256ZM4 8V7H3ZM7 8H10V7H7ZM24 8H17L16 9V12L15 14L13 15H10L9 14V17L6 15L5 17L4 16V13H3V18H11L10 16H14L10 19V21H13V23L16 21H18V18H20L19 16H22L21 19H19L21 26H23L22 24H24V22L26 21V17L28 16H23L27 11H24L25 9ZM34 8V9H35ZM78 8V9H77ZM98 8V7H97ZM141 8V7H140ZM143 8V7H142ZM165 8V7H164ZM193 8V6H192ZM191 8V9H192ZM205 8V7H204ZM203 8L202 12L203 15L206 16H210L211 14L213 13H209L211 9L213 8H216V7H213L211 9H208V13L210 15H206L204 14L206 11L205 9ZM216 8V9H217ZM261 8V6H260ZM12 9V8H11ZM24 9V10H23ZM38 9H36L38 11ZM45 10V8H43ZM47 9V8H46ZM67 9V10H68ZM91 9V8H90ZM113 9V8H112ZM122 9V8H121ZM127 9V10H128ZM132 9V7L130 8ZM138 9V7H137ZM136 9V10H137ZM148 9V6L147 8ZM188 9V8H187ZM190 9V10H191ZM224 9V8H223ZM227 9V10H228ZM257 9V10H258ZM10 10V9H9ZM13 10V11H14ZM36 10H33V11H36ZM61 10V9H60ZM120 10V9H119ZM118 10V11H119ZM143 10V9H142ZM145 10V9H144ZM222 10V8H221ZM221 10L219 12H221ZM226 10V9H225ZM237 10V12H236ZM239 10V11H238ZM113 11V10H112ZM111 11V12H112ZM130 11V10H128ZM128 11L127 14L129 13ZM189 11V10H188ZM193 11H194V8H193ZM197 11V9H196ZM195 11V12H196ZM216 11V10H215ZM46 12V10H45ZM44 12V13H45ZM54 12V10H53ZM92 12V11H91ZM109 12V13H108ZM140 12V10L138 11ZM143 12V11H142ZM148 12V11H147ZM199 12V10H198ZM211 12H213L211 10ZM224 12V11H222ZM227 12V11H226ZM225 12V14H226ZM229 12V11H228ZM227 12V13H228ZM2 13L0 15H2ZM35 13V12H34ZM51 13H52V10H51ZM115 13V12H114ZM113 13V15H114ZM134 13V11H133ZM234 13V15H235ZM263 13V12H262ZM28 14V13H27ZM40 14V13H39ZM55 14V13H54ZM58 14V13H57ZM62 14V13H61ZM136 11H135V16H136ZM139 14V13H138ZM76 15V16H75ZM80 15V16H79ZM91 15V17L89 16ZM110 15V16H109ZM125 15V13L123 14ZM164 15V14H163ZM218 15V14H217ZM222 15V14H221ZM230 15V13H229ZM233 15V16H234ZM240 15V16H239ZM260 15V14H259ZM56 16V15H54ZM61 16V15H60ZM64 16V15H63ZM85 16V17H84ZM86 16L89 18H86ZM128 16V15H127ZM127 16H126V19L125 20H130L129 18H132L130 17L131 15H129V18L127 19ZM140 16H141V12H140ZM139 16V17H140ZM196 16V15H195ZM194 16V17H195ZM212 16V15H211ZM210 16V18H211ZM227 16V14H226ZM231 16V15H230ZM239 16V17H238ZM52 17V16H51ZM58 17V16H57ZM65 17V16H64ZM80 17V18H79ZM82 17H84L81 22V19ZM109 18V20H107ZM138 17V18H139ZM149 17V16H148ZM215 17V16H214ZM217 17V16H216ZM215 17V18H216ZM223 17V16H222ZM232 17V16H231ZM238 17V18H237ZM262 16H260L261 18ZM1 18V17H0ZM53 18V17H52ZM51 18V19H52ZM72 18V19H71ZM135 18V17H134ZM133 18V19H134ZM137 18V17H136ZM147 18V14L143 13V15L141 16L140 18V25L141 24H144L143 25V29L146 28L145 26V23H147L148 21H145V19ZM200 18V17H198ZM209 18V17H208ZM213 18V17H212ZM211 18V19H212ZM260 18L258 19L259 21L263 20ZM7 19V18H6ZM77 19L80 20L81 26L77 25V23L79 22ZM86 19H88V21H86ZM182 19V18H181ZM186 19V18H184ZM183 19V20H184ZM191 19V18H190ZM194 19H197L196 17ZM202 19V18H201ZM207 19V18H206ZM205 19V20H206ZM210 19V20H211ZM214 19V18H213ZM231 19V18H230ZM56 20V19H55ZM60 20V19H59ZM132 20V19H131ZM146 20H149V19H146ZM164 20V19H163ZM165 20H169L167 19V17L165 18ZM199 20V19H197ZM204 20V17L203 19ZM204 20V21H205ZM224 20V19H223ZM222 20V21H223ZM226 20V18H225ZM18 21V22H19ZM62 21V20H61ZM64 21V20H63ZM127 21V22H128ZM138 21V20H137ZM145 21V22H144ZM182 21V20H181ZM185 21V20H184ZM221 21V22H222ZM227 21V20H226ZM226 21H225V24H226ZM258 21V22H259ZM109 22V27H108V31L105 30V32L107 31V35L106 33H104V35L101 36V31H100V28H99V24L101 23H107ZM111 22V23H110ZM126 22V24H127ZM167 22V21H166ZM171 22V20H170ZM183 22V21H182ZM210 22V21H209ZM14 23V24H15ZM62 23V22H61ZM168 23V22H167ZM178 23V22H177ZM188 23V22H187ZM191 23V22H190ZM203 23V22H202ZM211 23L212 20H211ZM223 23V22H222ZM229 23V22H228ZM12 24V23H11ZM148 24V23H147ZM161 24V23H160ZM174 24V23H173ZM180 24V23H179ZM184 24V23H183ZM183 24L181 23L180 25L177 24V27H183ZM195 24V23H194ZM225 24L223 23V25L225 26ZM49 25V24H48ZM58 25V24H57ZM125 25V24H124ZM171 25V24H170ZM176 25V24H175ZM185 25V24H184ZM204 25V23H203ZM208 25V24H207ZM221 25V24H220ZM232 25V24H230ZM261 25V26H260ZM1 26V25H0ZM122 26V25H121ZM145 26V28H144ZM218 26V25H217ZM242 26V25H241ZM11 27V26H10ZM73 27V28H72ZM179 27V28H180ZM185 27V26H184ZM183 27V28H184ZM209 27V26H208ZM221 27V26H220ZM228 27V26H227ZM242 27V28H244ZM59 28H62V27H59ZM135 28V30H134ZM170 28V27H169ZM212 28V27H211ZM210 28V29H211ZM216 28V27H214ZM219 28V27H218ZM250 28V29H249ZM10 29V28H9ZM43 29V28H42ZM50 28L44 26V29L42 30L43 31V34L41 35L42 38L41 39H46V38H51V36L53 35L50 34ZM120 29H122L120 27ZM142 29V30H143ZM147 29V28H146ZM209 29V28H208ZM228 29V28H226ZM17 30V29H16ZM19 30V29H18ZM45 30V31H44ZM55 30V29H54ZM64 30V31H65ZM141 30V28H140ZM179 30V29H178ZM202 30V31H201ZM212 31H215L213 30V28L211 29ZM210 30V31H211ZM247 30V32H249ZM63 31V30H62ZM61 31V32H62ZM189 31V30H188ZM211 31V33H212ZM44 32H46V34H44ZM60 32V30H59ZM57 32V33H59ZM140 31H138L137 33H139ZM187 32V31H186ZM192 32V31H191ZM208 32V30H207ZM18 33V32H17ZM40 33V32H39ZM42 33V32H41ZM56 33V32H55ZM119 33V34H118ZM135 33V32H134ZM158 33V32H157ZM163 33V32H162ZM180 33V31H179ZM189 33V32H188ZM50 34V35H49ZM60 34V33H59ZM58 34V35H59ZM64 34H66V32H64ZM136 34V33H135ZM140 34V33H139ZM171 34V33H169ZM187 34V33H186ZM213 34V33H212ZM11 35V34H10ZM15 35V34H14ZM29 35V34H28ZM44 35V36H43ZM69 35H71L69 33ZM134 35V34H133ZM183 35V34H182ZM181 35V36H182ZM222 35V34H221ZM2 36V35H1ZM0 36V44L1 43H4L5 41V38L4 37H1ZM34 36V35H33ZM40 36V35H39ZM57 36V35H56ZM104 36V37H103ZM136 36V35H135ZM154 36V35H153ZM11 37V36H10ZM17 36H14L12 37L13 39V43H14V46L17 45ZM66 37V38H65ZM142 37V36H141ZM140 37V38H141ZM151 37V36H150ZM192 37V36H191ZM225 37V35H224ZM238 37V38H237ZM20 38V37H19ZM39 38V37H37ZM36 38V39H37ZM53 38L55 37H52V39L50 40H46V41H53L54 43V40ZM152 38V37H151ZM173 38V37H172ZM187 38V37H186ZM250 38V39H249ZM259 38V41L257 40ZM11 39V40H12ZM71 40V42L69 43V40ZM136 39V38H135ZM142 39V38H141ZM154 39V38H153ZM175 39V38H174ZM238 39V40H237ZM10 40V41H11ZM19 40V39H18ZM42 40V41H43ZM57 40V39H55ZM134 40V39H133ZM138 40V39H137ZM170 40V39H169ZM226 40V39H224ZM238 41L236 43H244L245 41H248V43L246 44H249V52L247 55L245 54L244 52V49L242 48H239V47H235L236 50L239 48V50H241L242 53H233V48H231V45L233 44V46H235L236 44L233 43L234 41ZM20 41V40H19ZM29 41V40H28ZM37 41V40H36ZM45 41V40H44ZM43 41V42H44ZM45 41V42H46ZM140 41V40H139ZM138 41V42H139ZM210 41V40H209ZM213 41V40H211ZM241 41V42H240ZM9 42V41H8ZM31 42V41H30ZM57 43H59L58 41H56ZM69 44V49L67 50V43ZM134 42V41H133ZM137 42V43H138ZM175 42V41H174ZM179 42V41H178ZM177 42V43H178ZM6 43V42H5ZM33 43V42H32ZM42 43V42H41ZM72 43V44H71ZM214 43V44H213ZM9 44V43H8ZM56 44V43H54ZM63 44V43H62ZM62 44H58V45H62ZM66 44V45H65ZM162 44V43H160ZM235 44V45H234ZM237 46H240L238 45ZM3 45V44H2ZM5 45V44H4ZM29 44H27V47H28ZM132 45V46H131ZM154 45V44H153ZM169 45V44H168ZM171 45V44H170ZM18 46V45H17ZM41 46V45H40ZM45 46V45H44ZM50 46V45H49ZM136 46V45H135ZM176 46V45H175ZM178 46V44H177ZM176 46V47H177ZM184 46V45H182ZM245 46V45H244ZM134 47V46H133ZM184 47V49L186 48ZM202 47V48H201ZM241 47V46H240ZM246 47V46H245ZM26 48V47H25ZM61 48V47H60ZM63 48V47H62ZM164 48V47H163ZM168 48V46H167ZM17 49V48H16ZM31 49V47H30ZM47 49V48H46ZM44 48V50H46ZM137 49V48H136ZM160 49V48H159ZM180 49H183V48H180ZM202 49V50H200ZM205 49V50H203ZM22 50V49H21ZM43 50V51H44ZM161 50V49H160ZM176 50V49H175ZM186 50L185 49V53H186ZM187 50V51H188ZM235 50V49H234ZM42 51V52H43ZM47 51H49L47 49ZM137 51V50H136ZM141 51V50H140ZM184 51V50H183ZM165 52V51H164ZM177 52H181V50H178ZM175 52V53H177ZM237 52V51H236ZM240 52V51H238ZM45 53V51H44ZM50 53V52H49ZM135 53V52H134ZM161 53H163L161 51ZM182 53V52H181ZM25 54V53H24ZM43 54V53H42ZM170 54V53H169ZM184 54V53H183ZM250 54V55H249ZM155 55V54H154ZM161 55V54H160ZM182 55V54H181ZM150 56V55H149ZM163 56V55H162ZM177 56V55H176ZM175 56V57H176ZM179 58L182 57L180 55H178ZM186 56V54L184 55ZM1 57V56H0ZM45 57V56H44ZM159 57V56H158ZM140 58V57H139ZM165 58V56H164ZM177 58V57H176ZM174 58V59H176ZM179 58H177L176 60H178ZM183 58V57H182ZM180 58V59H182ZM186 59V57H185ZM45 60V59H43ZM143 60V59H142ZM156 60V59H155ZM175 61L179 63V61ZM46 61V60H45ZM44 61V62H45ZM150 61V60H149ZM154 61V60H153ZM152 61V62H153ZM167 61V60H166ZM170 61V60H169ZM39 62V61H38ZM144 62V61H143ZM151 62V61H150ZM181 62V61H180ZM184 62V61H183ZM37 63V62H36ZM46 63H48L46 61ZM140 63V62H139ZM154 63V62H153ZM168 63V62H167ZM182 63V62H181ZM121 65V69L122 71L121 72H118L117 70L119 69H116L117 66ZM171 64V63H170ZM174 64V63H172ZM177 64V63H176ZM184 64V63H183ZM186 64V67L187 68H183V71L185 69H188L189 67L187 66L188 65V61L187 63L185 62ZM136 65H139V64H136ZM140 66V65H139ZM153 66V65H152ZM184 66V65H183ZM150 67V66H149ZM159 67V66H158ZM162 67V65H161ZM190 67V68H192ZM46 68V66H45ZM148 68V67H147ZM163 68V67H162ZM161 68V69H162ZM180 68V69H182ZM43 69V68H42ZM150 69V68H149ZM45 70V69H44ZM136 70V69H135ZM153 70V69H152ZM195 70V69H194ZM156 71V70H155ZM160 71V70H159ZM182 70H179V72H181ZM192 71V70H191ZM137 72V71H136ZM194 72H197V71H192L191 73H194ZM123 73L121 76L120 74ZM134 73V71H133ZM190 73V71H189ZM137 75V73H135ZM154 74V73H153ZM159 74V72H158ZM164 73H161V75H163ZM181 74V73H179ZM129 75V74H128ZM157 75V74H156ZM189 75V74H188ZM198 75V74H197ZM197 75H194L197 77ZM30 76V75H29ZM55 76V77H54ZM131 76V74L129 75ZM149 76V75H148ZM164 76V75H163ZM69 77L72 78V80L69 81ZM137 77V76H135ZM156 77V80H157V76ZM186 77V76H184ZM200 77V78H199ZM50 78V79H51ZM67 78H68V83H65V79L67 81ZM120 78V79H118ZM128 78V77H126ZM131 78V77H130ZM170 78V77H169ZM183 78V76H182ZM52 79V80H53ZM133 79V78H132ZM155 79V78H154ZM176 79V78H174ZM199 79V80H198ZM123 80V79H122ZM130 80V79H128ZM155 80V81H156ZM47 81V80H46ZM73 83H72V82ZM125 81V80H124ZM136 81V80H135ZM140 81V80H139ZM154 81V80H153ZM50 82V81H49ZM59 82V83H58ZM71 82V83H70ZM131 82V81H130ZM138 82V81H137ZM149 82V81H148ZM174 82V81H173ZM48 83V81H47ZM90 83V84H91ZM151 83V82H149ZM70 86H68V85ZM80 84V83H79ZM196 84V85H197ZM45 85V84H44ZM47 85V86H48ZM89 85V84H88ZM87 85V86H88ZM147 85V84H146ZM64 86H67V87H64ZM92 86V84H91ZM145 86V85H144ZM154 86V85H153ZM42 87V86H41ZM77 87V86H76ZM76 87H74V90L70 89L71 91H73V93L75 94L76 92ZM157 87V86H156ZM196 87V86H195ZM24 88V87H23ZM85 88V87H84ZM91 88V87H90ZM25 89V88H24ZM41 89V88H40ZM47 89V88H46ZM48 89V90H49ZM53 89V91H51ZM87 89V87H86ZM144 90H147L145 88H143ZM157 89V88H156ZM195 89V88H194ZM4 90V89H3ZM14 90V89H13ZM17 90V89H15ZM45 91V90H44ZM86 91V90H85ZM96 91V90H95ZM149 91V89H148ZM195 90H193V93H194ZM12 92V91H11ZM21 92V91H20ZM39 92V91H38ZM68 92V93H67ZM91 92V91H90ZM45 93V92H44ZM92 93V92H91ZM21 94V93H20ZM33 94V93H32ZM45 94V95H46ZM65 94H68V95H65ZM100 94V95H101ZM144 94V93H143ZM147 94V93H145ZM1 95V94H0ZM73 95V94H72ZM194 95V94H193ZM43 97V96H42ZM84 97V96H83ZM144 97V96H143ZM191 97V96H190ZM34 98V97H32ZM43 98V99H44ZM129 98V99H128ZM29 99V98H28ZM53 99V100H52ZM146 99V98H145ZM31 101V100H30ZM70 101V99H69ZM143 101V99H142ZM141 101V102H142ZM104 102V103H105ZM15 103V102H14ZM38 103V102H37ZM41 103V102H40ZM65 103H67L65 101ZM63 103V104H65ZM44 105H46V103H43ZM62 104V103H61ZM62 104V105H63ZM68 104V103H67ZM66 104V105H67ZM103 104V103H102ZM19 105V104H18ZM70 105V104H69ZM193 105H194V102H193ZM20 106V105H19ZM38 106V105H37ZM40 106V105H39ZM47 106V107H48ZM65 106V105H64ZM46 107V106H45ZM60 107V108H59ZM63 107V106H62ZM81 108V107H80ZM69 109V108H68ZM70 109H72L70 107ZM77 109V108H76ZM46 110V108H45ZM57 110V111H58ZM63 110V109H62ZM74 110V109H73ZM69 111V110H68ZM81 111V110H80ZM132 111V113H131ZM176 111V110H175ZM36 112V111H35ZM38 112V111H37ZM43 112H44V107H43ZM61 112V111H60ZM73 112V111H72ZM75 112V111H74ZM73 112V113H74ZM77 112H79V110H77ZM83 112V111H82ZM189 112V111H188ZM19 114V113H18ZM40 114H41V110H40ZM64 114V115H63ZM72 114V113H71ZM82 115V114H80ZM137 115V114H136ZM43 116V115H42ZM56 116H60V118H56ZM62 116V117H61ZM69 116V115H67ZM71 116V119H72V116L74 115H70ZM69 116V117H70ZM132 117V118H131ZM86 118V117H85ZM68 119V118H66ZM70 121L72 122L73 120ZM108 119V118H107ZM31 120V119H30ZM54 121V123H52ZM66 120V124L69 125ZM75 121V120H74ZM87 121V120H86ZM36 122V121H35ZM37 123V122H36ZM186 123V122H185ZM65 124V121L63 123H61V127H63ZM65 124L64 128L66 127L67 128V125ZM71 124V123H70ZM183 124V123H182ZM181 124V125H182ZM38 125V124H37ZM179 125V124H178ZM31 126V125H30ZM109 126V125H108ZM69 127V126H68ZM72 127V126H71ZM71 127L67 130V132L71 129ZM139 127V126H138ZM183 127V126H182ZM181 127V128H182ZM49 128V129H48ZM82 128V127H81ZM53 129V133L55 134L56 130ZM134 129V128H133ZM136 129V130H135ZM134 132H137V128H135ZM41 130V129H40ZM44 130V129H43ZM46 130V129H45ZM49 130V132H50ZM72 130V129H71ZM83 130V129H82ZM52 131V130H51ZM59 131V130H58ZM64 131V129H63ZM185 131V130H184ZM48 132V131H47ZM66 132V131H65ZM72 132V131H71ZM187 132V130H186ZM41 133V132H40ZM43 133V132H42ZM46 133V132H45ZM52 133V134H53ZM57 133V132H56ZM103 133V132H102ZM105 133V132H104ZM112 133V132H111ZM38 134V133H37ZM36 134V135H37ZM53 134V135H54ZM68 135V133H66ZM56 135V134H55ZM64 135V134H63ZM67 135L65 136H62L60 138H62L61 141H64L66 142L67 141ZM108 135V134H107ZM115 135V134H114ZM49 136V135H48ZM67 136V137H66ZM113 136V135H112ZM140 136V135H139ZM39 137H41L39 135ZM38 137V138H39ZM45 137V136H44ZM51 137V135L49 136ZM55 137V136H54ZM36 138V137H35ZM34 138V139H35ZM47 138V137H46ZM52 138V137H51ZM56 138V137H55ZM44 139V138H43ZM190 139V138H189ZM45 140V139H44ZM43 140V141H44ZM105 140H107L105 138ZM112 143L113 145H115L114 143L116 142H113L114 139H112ZM40 141V140H39ZM101 141V140H100ZM185 141V140H184ZM188 141V140H186ZM185 141V142H186ZM103 142V141H102ZM139 142V141H138ZM189 142V141H188ZM31 143V142H30ZM44 143V142H43ZM69 144V143H68ZM111 144V143H110ZM30 144H28L29 146ZM63 145V144H62ZM64 145H66L64 143ZM94 145V144H93ZM112 145V144H111ZM118 143H117V147H119ZM104 146V145H103ZM110 146V145H109ZM137 146V145H136ZM140 146V145H139ZM101 147V146H100ZM135 147V146H134ZM184 147V146H183ZM183 147L181 149H183ZM25 148V147H24ZM29 148H31L29 146ZM60 148V147H59ZM91 148V147H90ZM98 148V147H97ZM186 148V149H188ZM26 150L28 149L25 148ZM124 149L122 151H124ZM60 150V149H59ZM63 150V149H62ZM29 151V150H28ZM27 151V152H28ZM33 151V150H32ZM111 151V150H110ZM144 151V149H143ZM181 151V150H180ZM186 151V150H185ZM188 151V150H187ZM69 152V151H68ZM88 152V150L86 151ZM116 152V151H115ZM134 152V150H133ZM136 152V151H135ZM189 152V151H188ZM4 153V152H3ZM25 153V152H24ZM63 153V154H64ZM70 153V152H69ZM77 153V152H76ZM85 153V152H84ZM110 153V152H109ZM108 153V154H109ZM144 153V152H143ZM147 153V151L145 152ZM32 154V153H30ZM51 154V153H50ZM78 154V153H77ZM80 154V152H79ZM95 154V153H94ZM97 154V153H96ZM130 154V153H129ZM140 154V153H139ZM17 155V154H16ZM67 155V154H65ZM93 157L94 160H90V157ZM103 155V154H102ZM138 155V154H137ZM2 156V155H1ZM30 156V155H29ZM69 156V155H68ZM67 156V157H68ZM101 156V155H100ZM107 156V155H106ZM109 156V155H108ZM185 156V155H184ZM13 157V156H12ZM64 157V156H63ZM76 157V156H75ZM113 157V158H114ZM137 157V156H136ZM15 158V157H14ZM13 158V159H14ZM26 158V157H25ZM65 158V157H64ZM63 158V159H64ZM102 158V157H101ZM24 159V158H22ZM71 159V158H70ZM69 159V160H70ZM135 159V158H134ZM2 160V158H1ZM20 160V159H19ZM111 160V159H110ZM115 160V158H114ZM127 160V158H126ZM138 160V159H137ZM22 161V160H21ZM104 161V160H103ZM102 161V162H103ZM112 161V160H111ZM135 161V160H133ZM15 162V161H14ZM33 162H34V165H33ZM100 162V161H99ZM97 163V164H100V163ZM117 162V163H118ZM16 163V162H15ZM18 163V162H17ZM21 163V162H20ZM18 163V164H20ZM62 163V161L60 162ZM66 162H64L65 164ZM129 163V161L127 162ZM136 163V161H135ZM3 164V163H2ZM5 164V163H4ZM7 164V163H6ZM29 166H28V165ZM32 164V165H31ZM68 164V163H66ZM77 164V163H76ZM89 165V162L87 163ZM92 164V165H93ZM111 164H114V162H111ZM186 164V163H185ZM189 164V165H188ZM28 166V167H25V166ZM69 165V164H68ZM102 165V164H101ZM110 165V164H108ZM126 165V164H125ZM131 165V164H130ZM136 165V164H135ZM14 166V165H13ZM25 167V169H23V167ZM72 167V166H71ZM76 167V166H75ZM112 167V165H111ZM126 167V166H125ZM188 167V169H189ZM13 168V167H12ZM77 168V167H76ZM100 168V167H99ZM108 168H110L108 166ZM135 168V167H134ZM69 169V170H68ZM121 169V170H120ZM204 169L203 171L201 172H204L201 176V173L199 174L200 170ZM17 170V164L15 165L14 169H13V172ZM20 170V169H19ZM18 170V171H19ZM24 170V171H23ZM74 170V169H73ZM113 170V171H112ZM133 170V169H132ZM131 170V171H132ZM75 171V170H74ZM88 171V170H87ZM96 171V169H95ZM94 171V172H95ZM126 171V170H125ZM157 171V170H156ZM168 171V170H167ZM166 171V172H167ZM173 171V170H172ZM175 171V170H174ZM199 171V172H197ZM81 174H80V173ZM106 172V170H105ZM109 170H108V173H110ZM124 172V171H123ZM134 172V171H132ZM140 172V171H139ZM182 172V171H181ZM197 172V173H196ZM100 173V172H99ZM126 173V172H125ZM163 173V172H162ZM165 173V172H164ZM72 174V173H71ZM137 174V172H136ZM135 174V175H136ZM186 174V173H185ZM67 176V174H65ZM110 175V174H109ZM159 175V174H158ZM65 176V177H66ZM67 176V177H68ZM111 176V175H110ZM14 176H12L13 178ZM16 177V176H15ZM14 177V178H15ZM86 177V176H85ZM161 177V176H160ZM188 177V178H187ZM99 178V177H98ZM108 178V176H107ZM162 178V177H161ZM96 179V178H95ZM111 179V178H110ZM134 180V178H132ZM177 179V178H176ZM100 180V179H99ZM104 180V178H103ZM124 180V178H123ZM129 180V179H128ZM132 180V181H133ZM5 181V180H4ZM91 182V184H88L87 182ZM101 181V180H100ZM108 181V180H107ZM126 181V179H125ZM135 181V180H134ZM173 181V180H172ZM171 181V182H172ZM181 181H184V180H181ZM194 181V179L191 180V182ZM12 182V183H11ZM102 182V181H101ZM104 180V184H100L98 183L97 185H100L101 188H109V181L108 183ZM176 182V181H175ZM194 182V183H195ZM103 183V182H102ZM112 183V182H111ZM96 184V183H95ZM140 184V183H139ZM182 186H180V185ZM3 185V184H2ZM134 185V186H133ZM4 186V185H3ZM179 186V187H178ZM196 186V185H195ZM160 187V186H159ZM197 187V186H196ZM200 187V188H201ZM156 189V188H155ZM158 189V188H157ZM102 190V189H101ZM108 190V189H107ZM141 190V188H140ZM198 190V188H197ZM100 191V192H99ZM113 191V192H114ZM159 191V190H158ZM178 191V192H177ZM119 192V194H121ZM134 192V193H133ZM175 192L179 193L178 195H180L179 197H177L178 195H175ZM200 192V191H198ZM143 193L146 195L150 194L148 193L147 191H143ZM223 193V197L226 198L227 195H225ZM126 194V193H125ZM169 194V195H168ZM188 194V195H187ZM105 195V196H104ZM124 195V194H122ZM128 195V194H127ZM129 195V196H130ZM146 195V197H147ZM187 195V196H186ZM195 195V194H194ZM218 195V194H217ZM222 195V194H220ZM218 195V196H220ZM231 193H230V196H232ZM235 195H238L237 197ZM119 196V197H118ZM149 198L151 199V197L153 196L152 194L148 195ZM160 196H158L160 198ZM186 196V197H185ZM216 196V194L214 195ZM228 196V198L230 197ZM241 196V197H240ZM125 197V196H123ZM137 197V196H136ZM157 197L156 201L159 202V200L161 201V199H159ZM221 197V196H220ZM219 197V198H220ZM222 197V199H224ZM233 197H230L229 199L232 200ZM106 198V199H105ZM141 198V197H140ZM153 198V197H152ZM211 198V199H210ZM240 198V199H239ZM108 199V201H107ZM210 199V200H209ZM221 199V198H220ZM233 199V200H235ZM123 200V199H122ZM130 200V199H129ZM107 201V202H106ZM165 201V202H164ZM211 201V202H210ZM225 201V200H224ZM111 202V203H109ZM113 202H117V201H113ZM150 202V201H149ZM155 202V201H154ZM194 202V203H193ZM228 202V201H227ZM250 202V201H249ZM248 202V203H249ZM138 203V202H136ZM152 203V202H151ZM156 203V202H155ZM204 203V205H203ZM251 203V202H250ZM139 204V203H138ZM144 204V203H143ZM142 204V205H143ZM228 204H230L228 202ZM114 205V203H113ZM117 205V203H116ZM128 205V204H127ZM126 205V210H127V207L129 208V206ZM130 205V204H129ZM130 205V208L133 210V206L134 208L136 207L135 205H133L131 207ZM141 205V203H140ZM201 205V206H200ZM231 205V204H230ZM246 205V204H245ZM249 205V204H248ZM115 206V205H114ZM148 206V205H147ZM147 206L145 205L144 209L147 208ZM206 206V207H205ZM227 206V205H226ZM233 206V205H232ZM247 206V205H246ZM194 207V206H193ZM252 207V205H251ZM121 208V207H120ZM125 208V207H124ZM142 208V207H141ZM149 208V207H148ZM192 208V209H191ZM136 209V208H135ZM140 209V208H139ZM223 209V208H222ZM122 210V209H121ZM130 210V211H132ZM138 210V209H137ZM208 210V209H207ZM212 210V209H210ZM125 211V210H124ZM135 211V210H134ZM144 211V210H143ZM209 211V210H208ZM251 211V210H250ZM252 211V212H254ZM204 212V211H203ZM206 212V211H205ZM218 212V211H217ZM216 212V213H217ZM221 212V211H219ZM245 212V211H244ZM248 213V211L246 212V214ZM260 213V214H261ZM204 214V213H203ZM214 214V213H213ZM218 214V213H217ZM216 214V215H217ZM221 214V213H219ZM244 214V213H243ZM258 214V213H257ZM210 216V215H209ZM214 216V215H213ZM219 216V215H218ZM254 216V215H253ZM149 217V216H148ZM193 217V216H192ZM256 217V216H255ZM194 218V217H193ZM228 218V217H227ZM246 218V217H245ZM224 219V218H223ZM238 219V218H237ZM252 219V217H251ZM257 219V218H256ZM197 221V220H196ZM260 221V220H259ZM264 221V220H262ZM256 222V221H254ZM38 223V222H37ZM127 223L130 225L128 229H126V227L128 226ZM182 223V224H183ZM240 223V222H239ZM242 223V222H241ZM264 223V222H263ZM22 224V223H21ZM31 224V225H32ZM246 224V223H245ZM35 225V224H34ZM46 225V224H45ZM48 225V224H47ZM204 225V224H203ZM230 225V224H229ZM233 225V224H232ZM248 225V224H247ZM262 225V223H261ZM260 225V226H261ZM264 225V224H263ZM23 226V225H22ZM28 226V225H27ZM254 227V226H253ZM37 228V227H36ZM64 228V227H63ZM242 228V227H241ZM38 229V228H37ZM40 229V228H39ZM47 229V227H46ZM49 229V227H48ZM55 229V228H54ZM61 229V227L59 228ZM67 229V230H68ZM182 229V228H181ZM245 229V228H244ZM243 229V231H245ZM36 230V229H35ZM64 230V229H63ZM262 230V229H261ZM264 230V229H263ZM41 231V230H40ZM44 231L46 232L45 228H44ZM48 231V230H47ZM56 231V230H55ZM199 231V230H198ZM204 231V230H203ZM242 231V232H243ZM256 231V230H255ZM254 231V232H255ZM259 230H257L258 232ZM58 232V231H57ZM63 232V231H62ZM185 232V231H184ZM251 232V231H250ZM253 232V233H254ZM264 232V231H263ZM15 233V232H14ZM36 233V232H35ZM43 233V232H42ZM51 233V232H50ZM195 233V232H193ZM201 233V232H200ZM244 233V232H243ZM242 233V234H243ZM11 234V235H10ZM63 234V233H62ZM242 234H239V235H242ZM246 234V233H245ZM256 234V233H255ZM261 235V232L259 233ZM10 235V236H9ZM35 235V234H34ZM181 235V234H180ZM244 235V234H243ZM251 235V234H250ZM9 236V238L7 239V237ZM183 236V235H182ZM258 235L254 236L252 239V241L248 242L247 244H245V246L241 247L239 244L238 246L241 247V249H237V245L234 244V242H232V239H231V242L229 240V247H230V253L228 254V248L225 250V251H228L227 252V255H224L225 256H222V252L223 251H220V253L222 254H219V251H214V253H218V254H214L215 256L212 255V260L210 259L211 256L210 254L208 253V251H204L203 250H200L198 253H199V258L197 256V258L199 260H196L195 263H197L198 261V264H203L206 260L205 258H208V257H205L209 254V258L207 259L206 264H209V260L213 263V264H264V243L263 244H260V241L259 239H256ZM262 236V235H261ZM259 237L260 240L263 238V237ZM27 237V236H26ZM131 237V238H130ZM179 237V236H178ZM181 237V236H180ZM15 238V237H14ZM29 238V237H28ZM56 238V237H55ZM60 238V237H59ZM62 238V237H61ZM67 238V239H68ZM222 238V236H221ZM220 238V239H221ZM237 238V237H236ZM244 239L247 238V237H243ZM248 238H250V236L248 235ZM247 238V240H248ZM63 239L62 238V242H63ZM137 239V240H136ZM179 239V238H178ZM209 239V238H208ZM213 239V237H212ZM230 239V238H229ZM234 239V238H233ZM243 239V240H244ZM14 239H11V241H13ZM24 240V239H23ZM57 238L54 240L56 242ZM78 240V239H77ZM84 240V239H83ZM100 240V241H99ZM216 240V239H215ZM235 240V239H234ZM264 241V238L262 239ZM179 241V240H178ZM214 241V240H213ZM223 241V240H222ZM237 241V240H236ZM245 241V240H244ZM59 242H61V239L59 240ZM55 243L54 245V250H55V247H58V243ZM75 242V241H74ZM77 242V241H76ZM81 242V241H80ZM126 242V243H125ZM208 242V241H207ZM215 242V241H214ZM246 242V241H245ZM243 242V243H245ZM83 243V242H82ZM124 243V244H123ZM154 243H153V246H154ZM158 243V244H157ZM203 244H205L204 242H202ZM58 244V245H56ZM64 244V243H63ZM67 244V243H66ZM72 244V243H70ZM131 244V243H130ZM178 244V243H177ZM223 244H224V241H223ZM222 244V245H223ZM227 244V243H226ZM225 246L227 247L228 245ZM49 245V244H48ZM80 245V244H79ZM144 245V243H143ZM151 245V244H150ZM16 246L17 248L14 249V247ZM62 245L60 244L59 247H61ZM67 246V245H66ZM65 246V248H66ZM72 246V245H71ZM71 246H67L68 249L70 248L71 249ZM115 246V245H114ZM177 246V245H176ZM204 246V245H203ZM207 246V245H206ZM213 246V245H212ZM13 247V248H12ZM21 247V246H20ZM27 247V246H26ZM29 247V246H28ZM56 248V252H58V257L61 255L64 256V254L66 255L67 253H69L68 251H70V256L71 257L72 255V252L71 250L69 249H65L63 247L61 248ZM116 247V246H115ZM132 247V246H131ZM209 247V245H208ZM12 248V249H11ZM118 248V247H117ZM150 248V247H149ZM154 248V247H153ZM155 248V249H156ZM198 248V247H197ZM204 248V247H203ZM21 249V248H20ZM51 249V248H50ZM127 249V247H126ZM143 249V248H142ZM175 249V248H174ZM200 249H202L200 247ZM221 249V248H220ZM90 250V251H89ZM125 250V249H124ZM137 250V249H136ZM152 250V249H151ZM19 251V249H18ZM54 251V252H55ZM132 251V250H131ZM174 251V250H173ZM15 252V253H14ZM53 252V253H54ZM113 252V251H112ZM153 252V251H152ZM154 252H156L154 250ZM168 252V253H169ZM205 252H207L208 254H204ZM131 253V252H130ZM129 253V254H130ZM197 253V254H198ZM213 253V252H212ZM148 254V253H147ZM146 254V255H147ZM162 254V253H161ZM175 254V252H174ZM55 255V254H54ZM53 255V256H54ZM87 255V256H88ZM114 254H112L113 256ZM131 255V254H130ZM141 255V254H140ZM163 255V257H164ZM167 255V254H166ZM170 255V254H169ZM2 256V255H1ZM111 256V257H112ZM162 256V255H161ZM196 256V253L195 255ZM30 257V256H29ZM56 257V255L54 256ZM58 257H57V260H58ZM92 257V256H91ZM169 257V256H168ZM227 257V258H226ZM25 258V259H24ZM60 258V257H59ZM149 258V257H148ZM162 258V257H161ZM166 258V257H165ZM196 258V257H195ZM53 259V258H52ZM84 259V258H83ZM147 259V258H146ZM145 259V261H146ZM163 260V259H162ZM167 260V259H166ZM53 260L50 259L49 262L47 263H52ZM61 261V260H60ZM128 261V260H127ZM136 261V260H135ZM135 261H131V262H124L122 261L123 264H135ZM151 261V260H150ZM159 261V260H158ZM0 262H1V259H0ZM4 261H2V263L4 264L5 263ZM54 262V261H53ZM57 262V261H56ZM71 262V260H70ZM95 262V263H97ZM148 263V261H146ZM168 262V261H167ZM58 263V262H57ZM63 263V262H62ZM146 263V264H147ZM160 263V261H159ZM191 263V262H190ZM193 263V262H192ZM211 263V264H212ZM59 264V263H58ZM68 264L69 261H68ZM80 264V263H79ZM145 264V263H144ZM150 264H154L153 262H151Z\"/></svg>",
  "mask_w": 264,
  "mask_h": 264
}]
</instances>
